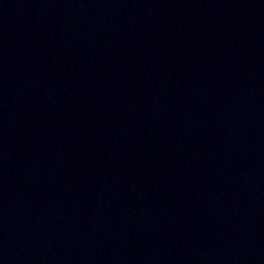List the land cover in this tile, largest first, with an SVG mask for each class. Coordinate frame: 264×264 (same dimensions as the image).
I'll use <instances>...</instances> for the list:
<instances>
[{
	"label": "water",
	"instance_id": "water-1",
	"mask_svg": "<svg viewBox=\"0 0 264 264\" xmlns=\"http://www.w3.org/2000/svg\"><path fill=\"white\" fill-rule=\"evenodd\" d=\"M54 0H0V242L38 57Z\"/></svg>",
	"mask_w": 264,
	"mask_h": 264
}]
</instances>
